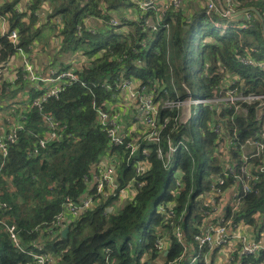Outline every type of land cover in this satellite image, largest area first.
I'll return each mask as SVG.
<instances>
[{"label": "trees", "instance_id": "trees-1", "mask_svg": "<svg viewBox=\"0 0 264 264\" xmlns=\"http://www.w3.org/2000/svg\"><path fill=\"white\" fill-rule=\"evenodd\" d=\"M187 1L183 0L180 7L168 11L156 32L142 27L145 14L141 12L139 0H30L28 5L25 0H3L0 3V15L7 14L10 29L19 32L18 45L0 33L1 96L13 94V88L4 79L5 63L16 55L18 47L28 50L34 45L44 28L63 24L58 33L61 39L59 52L75 56L82 52L85 56L84 59L77 56L81 60L75 67L85 86L77 82L63 87L60 96L51 98L45 108L60 124L67 125L66 134L71 136L41 147L34 134L45 132L42 116L36 109L26 110L25 129L10 146L0 169V198L8 203V207L0 211V219L18 225L25 248L33 250L29 245L38 236L32 232L33 228L51 221L62 211L64 197L81 200L88 189L84 176L91 178L100 158L112 147L94 103L101 105L106 101L105 108L110 113H121L124 106L113 107L123 98L121 95L113 97V93L119 92L105 90L102 87L104 81L127 77L144 83L157 82L161 100L182 98V83L186 85L184 81L191 74L188 57L194 51L195 34L212 26L217 31L211 29L204 35L197 60L203 67L206 97L212 96L214 90L234 74L239 75L246 92L264 94V68L259 65L264 62L261 20L253 12H250V19H228L217 12L208 15L206 0H193L192 13H187ZM19 4L21 11L17 12ZM45 5L52 6L49 13H45ZM235 6L238 10L256 7L264 17V0H235ZM129 7L137 8L142 17H125L122 10ZM148 14L156 20L159 11L153 8ZM111 17H118L125 28L113 27L109 22ZM88 18L96 30L94 34L86 29ZM98 18L103 22L99 23ZM226 23L228 29L223 31L221 25ZM165 24L168 26L164 27ZM79 26L83 28L81 35L77 31ZM206 37L210 39L204 41ZM245 57L254 63H243L241 59ZM35 95L38 93L32 89L31 97ZM128 112L121 113L122 117ZM160 113L162 118L168 116L171 120L162 131V144L166 146L168 139L184 142L174 167L167 170L157 159V145L148 146L149 155L142 154L141 149L134 155H129V150L124 147L114 149L112 156H117L119 162L118 190L67 224L69 231L65 238L60 233L56 239L47 242V249L59 257L56 264H102L107 248L110 249L109 264H154L158 255L153 244L163 233L168 237L170 248L161 258L170 262L178 259L184 248L174 236L177 226L185 229L188 246L193 245L194 264L214 262L216 251L210 253L206 247L199 248L194 243L203 213L211 207L206 194L221 172L219 158L214 156L216 136L209 127L214 112L202 107L197 119L203 133L204 152L209 155L205 162L198 154L190 123L180 124L176 120L180 111L177 108L162 109ZM225 114L226 111H222V115ZM251 119L235 117L239 129L252 126ZM144 146L142 142L141 147ZM140 160L148 162L149 167L137 175ZM177 170L181 173V187L177 185ZM134 179L142 184L136 186V195L119 212L113 213L112 204L119 197L120 189ZM227 182L234 183V179L229 178ZM169 210L174 212V217L167 215ZM234 221H243L257 229L264 225V184L257 192L244 196ZM46 241L45 237L44 244ZM262 261L264 251L259 256H237L231 264H261ZM31 262L28 253L12 245L0 224V264ZM181 264H188L186 257Z\"/></svg>", "mask_w": 264, "mask_h": 264}, {"label": "built area", "instance_id": "built-area-1", "mask_svg": "<svg viewBox=\"0 0 264 264\" xmlns=\"http://www.w3.org/2000/svg\"><path fill=\"white\" fill-rule=\"evenodd\" d=\"M30 0H25V4H29ZM206 13L210 15L217 12L224 18H234L233 14L238 11L235 6V0H225L226 3H216L214 0H206ZM140 9L145 14L141 20L142 27L145 30L153 32L158 31L159 23L168 11L178 8L183 4V0H141ZM157 8L159 15L153 20L148 13L151 9ZM16 11H21V5L16 7ZM246 19H250V12L243 14ZM125 17L127 15L124 14ZM139 14L136 18H141ZM102 23L101 18L97 19ZM9 21L7 14L0 15L1 35L6 36L14 45H18L19 32L17 29L6 27ZM91 19H87L86 29L94 34L96 30L90 25ZM110 24L117 28L122 26V22L118 17H111ZM63 24H60L62 27ZM165 24L164 27H167ZM228 23L222 24L221 28L228 29ZM123 27V26H122ZM123 27L122 29H124ZM78 34L81 35L83 28H77ZM23 57L21 66V74L24 79L31 82V88L38 93L33 97H29L26 106L19 112L10 115L7 118L8 130L0 136V169L3 167L8 154L9 148L14 144L21 131L25 129L27 121L26 110L36 109L43 119L45 132L43 135L34 134L37 137L38 144L46 147L52 141L61 142L65 138L70 137L66 134L67 125L60 124L57 118L51 113L46 112L45 108L51 98H58L63 87L81 82L85 86L75 69H60L58 67H50L46 74H41L31 62L22 47L17 48V53ZM76 56H85L82 52L76 53ZM14 55L5 63V69L12 66ZM245 64L252 65L254 62L249 58H242ZM264 68V62L259 64ZM6 71V70H5ZM117 78L115 81H104L102 87L107 91H115L114 98L122 96V100L113 104V107L124 106L121 113L132 110L134 106H138L140 123H142L141 131L136 137L127 139L126 135L118 130L121 122V113H110L105 106L106 101L101 105L94 107L97 111L99 122L103 130L107 131L110 138V145L106 155L100 158L96 165L95 172H92L91 178L84 176V182L88 184L84 196L81 200L75 201L72 197H64L62 204L63 210L60 211L51 221L39 223L33 228V233L38 234L35 240L31 241L29 250L23 246L22 237L18 225L5 219H0V224L7 233L12 245L20 251L28 253L31 256V264H56L58 256L50 252L46 245L48 241L56 239L62 233V229L70 222L89 211L103 199H107L113 195L119 187V162L117 156L112 157V151L119 147L129 150V155L136 154L141 149L142 154L149 155L148 146L157 145L156 157L162 162L165 169H172L175 165L174 158L179 153V148L184 142L175 143L173 139H168L167 145L162 144V131L171 121L168 116H161L162 109L173 110L177 108L180 113L176 120L180 124H189L193 120V116H199V112L192 111V104L206 107L214 112L213 119L209 122L210 129L214 132L216 139L214 156L219 158L221 172L216 175L212 182L211 190L206 197L211 204L208 210L203 213V219L198 225V232L194 234V243L199 247H206L210 253L216 251L214 262L211 264H231L237 256H259L264 251V225L260 228H254L247 223L240 221L235 222L234 218L241 208L242 199L247 193L257 192L261 184H264V94L255 92H246V88L239 75L234 74L224 80V83L214 90V94L209 97L193 98L190 90L185 99L171 100L169 98L161 100L159 98V84L157 82L135 81L131 78ZM222 111H226L222 115ZM251 113L253 117L251 119ZM138 112L136 113V115ZM251 119V125L239 129L236 124L235 117ZM230 123L233 125L230 126ZM145 146L141 147V143ZM107 156L109 157L107 160ZM118 162V163H117ZM149 167L148 162L139 161L137 163V175L142 173ZM181 173L177 170V185H180ZM233 178L234 183H228V179ZM137 187L142 184L136 179L132 180ZM131 181V182H132ZM129 185V184H128ZM128 185L120 189L119 195L123 194ZM8 203L0 198V211L5 210ZM169 217H174L172 210L167 211ZM245 229H250L248 234ZM174 236L181 243L183 248L182 255L173 261H163L161 256L168 253L170 248L168 237L161 234L154 241V248L158 257L154 264H181V260L193 253V245L188 246L186 243V232L181 226H177ZM45 237L47 238L46 243ZM110 249H105L106 257L102 264H109ZM224 256L221 260L220 257ZM192 262L196 261L193 255ZM264 264V261L261 262Z\"/></svg>", "mask_w": 264, "mask_h": 264}, {"label": "crops", "instance_id": "crops-1", "mask_svg": "<svg viewBox=\"0 0 264 264\" xmlns=\"http://www.w3.org/2000/svg\"><path fill=\"white\" fill-rule=\"evenodd\" d=\"M3 0H0V3ZM135 1V0H133ZM141 1V0H139ZM191 1V4L189 3ZM216 3H219L221 0H214ZM187 4H189L188 9H185L187 13H192L193 6L195 3L193 0H188ZM45 13H49L51 9H49L48 5L44 7ZM122 12L127 15L128 19H135L139 14V10L137 8H126L123 9ZM153 17L152 15H150ZM90 25L94 26L92 21L89 22ZM99 25V24H98ZM97 26V25H96ZM6 27L9 28V21L6 23ZM59 26L54 25L51 28H47L46 37L40 36V38L35 42L34 45L30 46L28 50H25L28 58L35 64V67L41 74H46L50 67L56 66L60 69H75V67L79 66V61L81 58H77L73 53H61L57 49L60 47L58 38ZM57 31V32H56ZM1 32V28H0ZM56 33V35H55ZM47 44H52L51 48L56 51L54 57L47 58L46 46ZM23 63V57L20 54H16L13 57L12 66L5 71L4 79L11 85L13 88L12 95H0V136H3L7 130V118L20 111L23 107L26 106L27 100L31 97L32 88L31 82L27 79H24L21 74V66ZM122 100V99H121ZM122 107V106H121ZM135 111H129L128 115L124 118V120L120 122L119 128L121 132H123L126 137L132 139L136 137L138 132L142 128V123H140V117L136 116V113H139L138 106H134ZM136 116V117H135ZM138 125V126H136ZM137 130V131H136ZM127 138V139H128ZM107 156V160H108ZM111 159L115 160V157L112 156ZM96 170V166L94 167V172ZM136 185L135 182L132 181L129 183L127 190L119 195V197L113 202L112 212H119L131 199L136 195ZM122 199H127L124 204L121 203Z\"/></svg>", "mask_w": 264, "mask_h": 264}, {"label": "rangeland", "instance_id": "rangeland-1", "mask_svg": "<svg viewBox=\"0 0 264 264\" xmlns=\"http://www.w3.org/2000/svg\"><path fill=\"white\" fill-rule=\"evenodd\" d=\"M46 4V3H44ZM27 5V4H26ZM52 6L49 7V9H51ZM47 28H44L41 33V36L42 37H46V30ZM211 29H214L215 31H217V29L213 28L212 26H208V27H205L204 29L202 30H198L197 33L195 34V37H194V40H193V47H194V51L192 53V55H189L188 57V61L190 62V70H191V74L189 75V77L184 81L186 85H184V83H182V91L180 92V96L185 99L187 96H188V90H190V93H191V96L193 98H203L205 97V93H206V89H205V85H204V80H203V67H202V64L200 62H198L197 60L200 58V51L202 49V44H203V41H202V38L204 37L205 34L209 33ZM56 35V34H55ZM210 38L206 37L204 39V41L206 40H209ZM60 44V42H59ZM52 44H47L46 46V53H47V58H52L54 57L56 51L54 52V50H52L51 48ZM57 49L59 50V47H57ZM193 59H195L196 61L193 62ZM82 62V61H81ZM84 63V62H82ZM86 63V62H85ZM181 98V99H182ZM192 108V111L194 112H197V111H200L202 109V106L200 105H195V104H192L191 106ZM140 113H138L136 116H139ZM135 116V117H136ZM125 117H121V120L123 121ZM197 119H198V116L195 117V115L193 116V120L192 122L189 124L190 127L193 129L194 131V137H195V141H196V147H197V150H198V154L200 156V159L202 162H205L207 161V159L209 158V155L206 154L204 152V148H203V144H202V137H203V133L202 131L200 130V128H198V122H197ZM138 126V125H136ZM118 130H120L119 128V125H118ZM137 131V130H136ZM180 150L183 149V146L181 145ZM179 150V152H180ZM179 153H177L175 155V158H174V163H176L177 161V156H178ZM127 199H122L121 200V203L124 204L125 201ZM113 207V205H112ZM245 231L249 234L250 233V229H245ZM143 251L145 249L144 245H143ZM194 255V252L190 253L187 257H186V260H187V263L188 264H194L192 262V257ZM221 260L224 259V256L222 255L220 257Z\"/></svg>", "mask_w": 264, "mask_h": 264}, {"label": "water", "instance_id": "water-1", "mask_svg": "<svg viewBox=\"0 0 264 264\" xmlns=\"http://www.w3.org/2000/svg\"><path fill=\"white\" fill-rule=\"evenodd\" d=\"M245 12L255 13V15L261 20V24H262L263 31H264V17L262 16L261 12L256 7H248V8L240 9L233 14V17L238 18V19L245 18L246 16L243 15ZM68 231H69V228L64 227L62 229L61 237L65 238L67 236Z\"/></svg>", "mask_w": 264, "mask_h": 264}]
</instances>
